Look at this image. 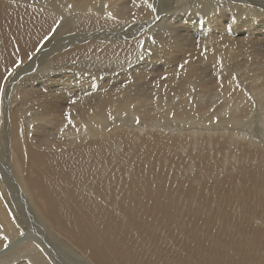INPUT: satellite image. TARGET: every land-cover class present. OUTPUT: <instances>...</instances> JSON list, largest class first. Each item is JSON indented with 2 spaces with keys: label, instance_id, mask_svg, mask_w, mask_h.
Here are the masks:
<instances>
[{
  "label": "bare ground",
  "instance_id": "1",
  "mask_svg": "<svg viewBox=\"0 0 264 264\" xmlns=\"http://www.w3.org/2000/svg\"><path fill=\"white\" fill-rule=\"evenodd\" d=\"M109 1L49 0V9L40 10L45 0H0V134L11 150H7L8 165L15 161L16 127L22 142L46 149L49 159L57 161L53 175L63 183L53 185V178L45 176L33 190L31 202L35 197V208L41 210L47 227L76 249L58 252V241H50L49 229L47 235L37 220L40 216L30 215L25 221L24 213H32L29 189L19 179L18 201L0 184V264H55L54 260L59 264H264V102L258 101L257 108L250 95L255 91L264 95V77L256 84L249 74H239L250 70L249 47L237 44L241 34L221 42L222 17L214 18L216 31L207 34L211 43L205 47L211 50L202 53V47L197 48L203 58L199 62L192 59L193 46L164 43L166 38L161 40L164 44L149 45V38H135L134 30L133 36L124 38L95 37L93 31L130 18L133 4L124 7L114 5L117 0ZM203 2L205 6L207 1ZM213 2L216 10L219 5ZM147 4L142 13L149 21L145 19L143 28L156 20L150 18ZM138 13L134 20L141 24ZM61 15L66 16L58 22L68 17L71 34L63 40L44 38L41 29L49 30L52 18ZM261 19L245 18V22L261 28ZM142 49L150 54L145 59L131 54ZM45 51L52 52L40 60ZM12 52L23 59L14 63ZM260 56L264 62V53ZM262 68L264 63L256 69ZM65 70L71 76L61 75ZM9 75L12 80H7ZM64 123L70 125L64 129L67 135L50 138L47 126ZM199 146L201 157L196 156L194 163L190 151ZM222 146L245 147L249 152L243 158L261 163L250 161L253 165L240 166L224 178H206L204 184L169 170H179L189 161L197 169L203 166L196 171L199 176L212 171L209 157L217 149V155L226 154ZM235 181L240 184L237 188ZM253 192L259 199H253ZM234 207L241 210L238 217Z\"/></svg>",
  "mask_w": 264,
  "mask_h": 264
},
{
  "label": "rangeland",
  "instance_id": "2",
  "mask_svg": "<svg viewBox=\"0 0 264 264\" xmlns=\"http://www.w3.org/2000/svg\"><path fill=\"white\" fill-rule=\"evenodd\" d=\"M49 0H45V3L46 2H48ZM112 2H110L111 4L113 3V0H111ZM125 2V3H123V2ZM148 1V4H150V6L146 3ZM182 1V2H181ZM202 1V2H201ZM203 1H207V2H209L210 3V5H208L209 3H205L206 5L204 6V2ZM146 0V2H144V0H117V1H114L115 2V4L114 5H116V2L119 4V5H122V6H124V7H127V6H132L131 4H133V6H132V9H130V10H132V12H130L129 11V9H126L127 11H129L130 13H132V15L130 14V13H128L127 15H128V18H129V20L128 19H126L125 21L124 20H122V21H120V22H118V23H116V24H112V26L110 25L109 27H111V28H113V30H111L109 27H108V29L107 28H102V29H99L98 31L101 33H97L98 31L97 30H95V31H93V34L95 35V37H98L99 35V37H102V38H105V39H114V38H116V37H125V36H131L132 35V32H133V30H134V32H133V34L135 35L136 34V37L135 38H140V37H143V36H146V37H148L149 38V45L150 44H159V42H161V44L163 43V41H161V40H164V38H166L165 39V41H164V43H167V40L169 41V42H172L171 44H174V45H176V43L179 45V46H182V48H184L185 46H188V47H192L193 48V50L192 51H197V50H199V49H197V48H199V47H202V53L204 52H206V51H208V50H211V49H209V48H207V47H210V40H208V38H207V34L209 33V31L213 34L215 31H216V28H215V26L213 27V22H214V18H218V17H222L223 18V21L221 22V24H220V34H219V36H220V40H221V42H223L224 44L225 43H227V40L229 39V37L230 36H232V35H239V34H241L240 36H238L237 38H238V41H237V44H239V45H246L247 47H249V49H247L248 50V52L250 53V56L251 57H247V62H249L250 64H247L248 65V68H250V70L249 69H247L246 70V72L244 71V72H241V73H239V74H244V73H246V74H249L247 77L249 78V77H251V78H253L254 80L253 81H251V82H256V84L259 82V81H261V78L263 79V77H264V74H263V72H264V68H262V69H256L257 68V65H261V64H263L264 62H263V59H262V57L260 56V53H264V48H263V46H264V37L261 35V34H264V26H262L261 28H258L257 26H252L251 24H248V23H246L245 22V18L247 19V18H253V19H255V20H262L261 18L263 17V19H264V0ZM213 1H215L216 3H217V5H219V7L218 6H215L216 7V10H214L213 8H214V6H212V4L214 3ZM219 1V2H218ZM140 2H142V4H144V5H141V3H140V5H139V3ZM144 2V3H143ZM149 2H151V3H149ZM179 2V3H178ZM193 2V3H192ZM199 2H201V3H199ZM212 2V3H211ZM240 2V3H239ZM43 3L41 6H39V8H40V10H43V9H45L46 7H48V8H46V9H49V5L51 4V3ZM149 6H147V8H149L150 9V11H151V14H149L150 16H152V17H150L151 19H156L155 21H152V23H150L146 28H143V25H145V23L147 22V21H149V18H146L145 17V19L147 20H145L144 19V17H143V13H144V10L146 9V4ZM178 3V4H177ZM195 3H196V6H195ZM199 3V4H198ZM219 3V4H218ZM126 4V5H125ZM194 4V5H193ZM215 4V3H214ZM213 4V5H214ZM119 5H116V6H119ZM216 5V4H215ZM142 6V7H141ZM144 6V7H143ZM198 6V7H197ZM204 6V7H203ZM209 7L210 9H208L207 7ZM212 6V7H211ZM45 7V8H44ZM137 7H140V8H137ZM197 7V8H196ZM206 7V8H205ZM222 7V8H221ZM224 7V8H223ZM226 7V8H225ZM251 7H253V8H251ZM131 8V7H130ZM141 9L140 11L139 10H137V9ZM184 10H183V9ZM190 8V9H189ZM208 9L207 11H209V12H206V10L205 9ZM212 8V9H211ZM97 9V8H96ZM175 9V10H174ZM180 9H182V10H180ZM193 9V10H192ZM201 9V10H200ZM202 9H203V11H202ZM220 9V10H219ZM98 10V9H97ZM199 10H200V12H199ZM205 10V11H204ZM212 10H213V12H212ZM242 10V11H241ZM251 10H252V12H251ZM126 11V12H127ZM133 11H134V13H133ZM135 11H137V12H135ZM142 11H143V13H142ZM212 13H211V12ZM260 13H259V12ZM140 14H139V13ZM199 13V15H198V13ZM201 12H203L202 13V15H200L201 14ZM249 12V13H248ZM250 12H251V14H250ZM255 12V13H254ZM256 12H258V13H256ZM139 14L138 15V17L139 18H141V20H139V21H141V24H140V22H138V21H136V20H134V14ZM180 13H182V14H180ZM190 13V14H189ZM210 13V14H209ZM217 13V14H216ZM142 14V16L140 17V15ZM166 14V15H165ZM194 14H197V16L196 15H194ZM206 14V15H205ZM214 14V15H213ZM255 14V15H254ZM256 14H257V16H256ZM262 14H263V16H262ZM193 15V16H192ZM205 17H204V16ZM211 15V16H210ZM213 15V16H212ZM217 15H219V16H217ZM242 15V16H241ZM248 15H250V16H248ZM252 15H254L253 17H252ZM64 16H66V15H61V16H59L57 19H53L52 18V21H51V25H50V28H49V30H44V28L43 29H41L43 32H44V34H43V37L44 38H47V39H50V38H52V37H54L55 39H61V40H63L65 37L64 36H66V35H68V34H71V33H69V29H70V22H69V19H68V17H66V22H64L63 23V20H62V22H58V20H59V18L60 19H64ZM145 16V15H144ZM154 16V17H153ZM168 16V17H167ZM199 16V17H198ZM256 16V17H255ZM259 16V17H258ZM143 17V18H142ZM200 17H202V19H199ZM203 17H204V19H203ZM208 19H207V18ZM243 17V18H242ZM161 18V19H160ZM176 18V19H175ZM212 20V22H211V20ZM130 19H133V21L131 20L130 21ZM188 19V20H187ZM145 20V21H144ZM201 20H202V23H201ZM207 20V21H206ZM187 21V22H186ZM200 21V22H199ZM133 22V23H132ZM136 22V24H134ZM164 22H165V24L166 23H168V24H170V26L167 24V27H165L164 25ZM192 22V23H191ZM245 22V23H244ZM138 23V24H137ZM154 23V24H153ZM182 23H184V24H182ZM185 23H187V25L185 24ZM64 24V25H63ZM128 24V25H127ZM130 24V25H129ZM157 24L159 25V27H157ZM162 24V25H161ZM192 24V25H191ZM223 24H225V25H223ZM58 25H60V26H58ZM116 27V28H114V26ZM118 25H120L119 27H117ZM153 25V26H152ZM161 25V26H160ZM194 25V26H193ZM201 25V26H200ZM234 25V26H233ZM240 25H242V26H240ZM126 26V27H125ZM134 26V27H133ZM142 26V27H141ZM168 26H169V28H168ZM206 26V29L204 28ZM230 26V27H229ZM231 26H233L232 28H231ZM238 26V27H237ZM240 26V27H239ZM124 27L126 28V29H124ZM128 27V28H127ZM153 27H155V28H153ZM166 28V30H165V28ZM171 27V28H170ZM176 27V28H175ZM187 27V28H186ZM194 27V28H193ZM210 27H212V28H210ZM226 27H229L228 29L226 28ZM235 27V28H234ZM57 28V29H56ZM59 28H60V31H59ZM134 28V29H133ZM148 28V29H147ZM153 28V29H152ZM195 28H197V29H195ZM210 28V29H209ZM238 28H239V30H238ZM242 28V29H241ZM104 29V30H103ZM106 29L107 30H109V31H106ZM116 29V30H115ZM120 30V32H119V30ZM129 29V30H128ZM130 29H132V30H130ZM135 29H137V30H135ZM146 29H147V31H146ZM158 29V30H157ZM161 29H163V31H167V35H166V32H162L161 33ZM230 29V30H229ZM231 29H232V31H231ZM235 29H236V31H235ZM246 29V30H245ZM256 29H258V30H256ZM103 30V31H102ZM125 30H126V32H125ZM138 30L141 32V34H140V32H138ZM242 30V31H241ZM254 32H253V31ZM97 31V32H96ZM102 31V32H101ZM106 31V32H105ZM129 31V32H128ZM151 31V32H150ZM155 32V36L153 37L152 35H154V32ZM168 31H169V33H168ZM189 31V32H188ZM222 31H224V32H222ZM226 31H228L227 33H226ZM51 32V33H50ZM152 32H153V34H152ZM171 32V33H170ZM231 32V33H230ZM238 32V33H237ZM242 32V33H241ZM97 35H96V34ZM114 33V34H113ZM119 35H118V34ZM129 33H131L130 35H129ZM147 33V34H146ZM225 33V34H224ZM237 33V34H236ZM244 33V34H243ZM260 33V34H259ZM76 34V32H73V36ZM92 33H90V35H91V37H94V35H93ZM103 34V35H102ZM108 34V35H107ZM109 34H111V35H109ZM112 34H113V36H112ZM124 36H123V35ZM139 34V35H138ZM146 34V35H145ZM149 34H151V35H149ZM159 34V35H158ZM179 34H180V36H179ZM230 34V35H229ZM257 34V35H256ZM89 35V36H90ZM106 35V36H105ZM114 35H115V37H114ZM137 35H138V37H137ZM141 35V36H140ZM165 37H164V36ZM244 35H247V36H244ZM112 36V37H111ZM133 36V35H132ZM225 36V37H224ZM227 36V37H226ZM242 36V37H241ZM151 37H153L152 39L155 41H153V40H151ZM156 37H158L157 39H156ZM162 37H163V39H162ZM169 37V38H168ZM176 37V39H173V38H175ZM186 38L187 39V37H188V40H189V38H190V40H192V41H189L188 42V40H185V39H182V40H180L179 38ZM250 37V38H249ZM252 37V38H251ZM254 37V38H253ZM161 38V39H160ZM202 38V39H201ZM225 38V39H224ZM242 38V39H241ZM246 38V39H245ZM133 40L134 38L132 37V38H128V40ZM171 39V40H170ZM179 41H182L183 42V44H182V42H179ZM248 39H251V40H248ZM255 39H257V40H255ZM202 40V41H201ZM254 40V41H253ZM261 40V41H260ZM184 41H185V43H184ZM250 41H252V42H254V44L252 45V44H250ZM256 41V42H255ZM156 42H158V43H156ZM168 42V43H169ZM188 42V43H187ZM262 42H263V44H262ZM163 43V44H164ZM170 44V43H169ZM199 44V45H198ZM209 44V46H207ZM256 45V46H255ZM258 45V46H257ZM177 46V45H176ZM205 46H207V47H205ZM190 47V48H191ZM257 48V49H256ZM263 49V50H260V49ZM259 49V50H258ZM146 50H144V49H142V53H138V54H135V51H133V52H131V54L133 55V56H135V55H137L138 57H141V55H142V57H143V59H145L148 55H150L149 53H147V52H145ZM194 51V53L193 52H191L192 54H193V58L192 59H197V62H199V61H201V59H203L202 58V54L199 52V51H197V52H195ZM32 52V51H31ZM52 51H45V53L43 54L42 53V55H41V57H40V60H42V59H44L45 57H47V53H51ZM13 53V52H12ZM144 53H146V54H144ZM200 53V54H199ZM140 54V55H139ZM177 52L176 53H174V55L175 56H177V55H179V54H177ZM13 55H14V63H18V61L22 58H18V56L17 57H15V53H13ZM254 55V56H253ZM196 56V57H195ZM200 56V57H199ZM20 57V56H19ZM258 58H260V60L258 59ZM23 59V58H22ZM143 61V60H142ZM256 61V62H255ZM260 63V64H259ZM152 65H154V66H158V63L155 65V64H153L152 63ZM64 69H67V66H64ZM112 69H115V68H112ZM260 70H262V71H260ZM17 71V70H16ZM63 72H64V74H63ZM63 72H61V75H67V76H71L70 75V71H69V73H68V70H65V71H63ZM109 73L110 74H112L113 73V71H109ZM254 73V74H253ZM255 73H257V74H255ZM201 74H203V73H201ZM254 75H255V77H254ZM11 77V75H9L8 76V78H7V80H9V78ZM74 78H76V77H78V75H75V76H73ZM261 77V78H260ZM79 78H80V76H79ZM11 80L13 79V76L10 78ZM81 79V78H80ZM94 79V78H93ZM10 80V81H11ZM0 87H2V85H3V83H2V78L0 79ZM75 84H78V83H76V81L74 82ZM2 84V85H1ZM245 85H247V87H250V83H244ZM250 84V85H249ZM256 92L257 91H255V92H253L254 94L252 95L251 93L252 92H250V95H251V99L252 100H254L255 102H254V104H257V108L260 106L259 104L261 103V102H264V95H263V92H257V95H256ZM259 93V94H258ZM256 95V96H255ZM262 95H263V97H262ZM252 96H254V97H252ZM256 97H257V100H256ZM94 98L95 99H98L99 98V96H94ZM260 98H262L261 100L262 101H260ZM260 103H259V102ZM258 102V103H257ZM259 105V106H258ZM236 114V113H235ZM260 116H262V115H260ZM257 124V122L255 121V125ZM253 125V124H252ZM28 126H30V127H32L33 125H28ZM58 126V127H57ZM62 126L64 127V128H62ZM70 127V125H69V123L67 124H65L64 123V125H52L51 127H49V126H47V133H48V135H50V138H51V136H52V138L53 137H56V138H63V136H66L67 134H65L66 132H65V130L64 129H67V128H69ZM50 128V129H49ZM53 128V129H52ZM60 128H62L63 130H64V132H63V130H62V132L64 133V134H60L59 132H61V130H59ZM17 133V134H16ZM53 135H52V134ZM56 133H58L59 134V136H57L58 134H56ZM0 140L2 141H0V173H2V177L1 178H3V180L0 178V184H2L3 186V188H5L6 190H9L8 192L9 193H11V196L13 197V200L14 201H18V199H16L15 198V196L16 197H18L17 196V192H16V189H15V182H17L18 183V181H19V179H23V183H24V185L26 186V187H28V189H29V191H28V193H26L27 195H28V197L30 198L28 201H27V203H29V205H31V207H30V209H31V212L32 213H24V217H25V221H28V216H30V215H32L33 217H39L37 220L39 221V222H41L42 224H41V227L43 228L44 227V231L47 233V231H48V229H49V231H50V235H52V236H50V241L52 242V243H54V242H56V240L59 242H56L57 243V245H56V243H55V247H57V251L58 252H60L61 254H68V253H72V250L75 252L76 251V249L74 248V247H72L73 245L72 244H70V242H68V241H66L61 235H59L58 234V232H55L53 229H51L50 227H47L48 226V222H47V220H45L44 218H43V215H42V212H41V210L39 209H37V208H35L36 206V199H35V197L33 198V200H34V202H33V200H32V202H31V198L33 197V195H34V193H33V190L34 189H36L38 186H39V183H41V181H42V179L45 177V176H49L50 177V179H52L51 180V183L53 184V185H60L61 183H63L62 181V178L59 176V177H55L54 175H56V169H57V165H55V164H57V161H55V160H53V159H49V157H48V155H47V150L46 149H43V148H37V150L34 148V147H32L31 145H29V146H27L26 145V143H24V142H22V137L20 136V133H19V127H16V128H14V139H15V141H16V143H14V144H16V146L15 145H13L14 147H13V151H15V161L13 160V164L10 162L9 164L10 165H8V159H7V150H10V149H8L7 148V141H8V139L6 138L5 139V135L4 134H0ZM36 137L37 136H39L38 134H36L35 135ZM60 136H62V137H60ZM39 137H41V135L39 136ZM46 138H49L48 136L46 137ZM49 138V139H50ZM69 138H71V137H69ZM4 141H5V145H4ZM2 146V147H1ZM5 146V147H4ZM25 146V147H24ZM26 146H27V148H26ZM31 146V147H30ZM22 147V148H21ZM201 146H199V147H193L192 148V150L190 151L191 152V154L192 155H194L193 156V160H194V163L195 162H197V160L198 159H196L197 157H201V156H199V154L197 153V149L198 148H200ZM221 148H224L225 150H226V154H219V155H217L216 154V151L218 150H215V151H213L212 152V156H210L209 157V162H210V167H211V169H212V171L211 170H209V172L207 171V170H205V172H203V173H201L200 174V176L199 175H197L196 174V171L197 172H199L198 170H200L201 171V168L203 167H201L200 169H197V167L195 166V164L194 163H190L189 161H187V163L186 164H184V165H181L180 167V169L179 170H177V168H175V169H171V168H169V170L171 171L172 170V173H174L176 176H180L181 174H189L190 176H192V180L194 181V183L196 182V183H202V184H204V180H207L206 178H213V176L215 177V178H219V177H221V178H224V176H228L229 174H231L232 175V173L234 174V172H236L239 168H240V166H251V165H253V164H251V162L250 161H252V162H260V161H257V160H250L249 161V158H248V160L247 159H245V158H243V154H245V153H247V152H249V150H247L245 147L243 148V147H236L234 150L233 149H228L227 147H221ZM24 150V151H23ZM35 150V151H34ZM240 150H241V152H240ZM11 151V150H10ZM46 151V152H45ZM193 151V152H192ZM25 152V153H24ZM228 152H229V155H228ZM232 152V153H231ZM240 154H239V153ZM243 152V153H242ZM210 154V152H208V154H207V156ZM233 154V155H232ZM217 155V156H216ZM28 156V157H27ZM197 156V157H196ZM229 156V157H228ZM232 156V157H231ZM238 156V157H237ZM224 157V158H223ZM96 158V157H95ZM94 158V159H95ZM228 158V159H227ZM39 159V160H38ZM93 159V160H94ZM223 159V160H222ZM28 160V161H27ZM43 160V161H42ZM230 160V161H229ZM25 161V162H24ZM48 161V162H47ZM50 161V162H49ZM216 161V162H215ZM226 161V162H225ZM42 162V163H41ZM219 162V163H218ZM218 163V164H217ZM261 163V162H260ZM52 164H53V166H52ZM189 166H188V165ZM228 164V165H227ZM15 167H14V166ZM29 165V166H28ZM98 165V164H97ZM200 165H201V163H200ZM261 165H264V164H261ZM12 166V167H11ZM215 166V167H214ZM232 166H235V167H232ZM186 167H188V168H186ZM231 167V168H230ZM11 168V169H10ZM15 168V169H14ZM41 168V169H40ZM236 168V169H235ZM34 169V170H33ZM131 169V168H130ZM187 169H188V171H189V169L190 170H192V171H189V172H187ZM228 169V170H227ZM55 170V171H54ZM215 170V171H214ZM220 170H222V171H220ZM178 171V172H177ZM182 171V172H181ZM217 171H220V172H217ZM229 171V172H228ZM7 172V173H6ZM39 172V173H38ZM207 172V173H206ZM211 172V173H210ZM50 173V174H49ZM25 174V175H24ZM39 174H40V176L42 177H40L39 176ZM54 174V175H53ZM124 174H126V175H132L131 174V172L129 171H125V173ZM219 174V175H218ZM39 176V177H38ZM132 176H134V175H132ZM199 177V178H198ZM18 178V179H17ZM195 178V179H194ZM39 179V180H38ZM199 179V180H198ZM49 180V179H48ZM55 180H56V182H55ZM4 182V183H3ZM34 182V183H33ZM236 182V181H235ZM10 183V184H9ZM237 183V184H236ZM236 183H234L233 185L237 188V187H239V185L240 184H238V181L236 182ZM5 184V185H4ZM14 184V185H13ZM205 184H206V182H205ZM38 185V186H37ZM34 186V187H33ZM11 187V188H10ZM33 188V189H32ZM12 191V192H11ZM16 192V193H15ZM254 193V192H253ZM15 194V195H14ZM256 194L254 193V200L256 199H259L257 196H255ZM192 202V204L193 205H195V206H197V203H195V201L193 202V201H191ZM32 204H33V206H34V208L32 207ZM211 207L213 208L214 207V203L211 205ZM212 208L211 209H209V208H207L206 207V211H212ZM35 210H36V212H35ZM40 211V212H38V211ZM213 210H214V208H213ZM35 212V214H34V212ZM236 213H235V212ZM232 212L234 213V214H237V217H238V214L239 213H241V210L240 209H238V208H233V210H232ZM239 212V213H238ZM39 215H38V214ZM41 213V214H40ZM37 214V215H36ZM35 215V216H34ZM42 215V216H41ZM42 220H44L46 223H47V225L45 226V222L44 221H42ZM256 223H259V222H257L256 221ZM27 227V226H26ZM27 229H30V228H28L27 227ZM46 229V230H45ZM51 230H53V231H51ZM49 231H48V233H49ZM53 232V233H52ZM55 232V233H54ZM48 233H47V235H48ZM35 235V234H34ZM56 235H58V236H56ZM36 236L39 238V235H37L36 234ZM55 236V237H54ZM54 237V238H53ZM60 237V238H59ZM59 239V240H58ZM60 245H62V246H60ZM70 245H72V246H70ZM59 246V247H58ZM61 248V249H60ZM68 248V250H65V249H67ZM70 249H72L71 251H70ZM70 251V252H69ZM43 252V251H42ZM46 252L48 253V250H47V248H46ZM68 252V253H67ZM45 253V252H44ZM46 254V253H45ZM49 254V253H48ZM47 255V254H46ZM47 257V256H46ZM11 259V258H10ZM21 263H24V260L22 259L21 260ZM54 263L55 264H59V262L58 261H55L54 260Z\"/></svg>",
  "mask_w": 264,
  "mask_h": 264
},
{
  "label": "snow or ice",
  "instance_id": "3",
  "mask_svg": "<svg viewBox=\"0 0 264 264\" xmlns=\"http://www.w3.org/2000/svg\"><path fill=\"white\" fill-rule=\"evenodd\" d=\"M181 67H183V66L181 65Z\"/></svg>",
  "mask_w": 264,
  "mask_h": 264
}]
</instances>
